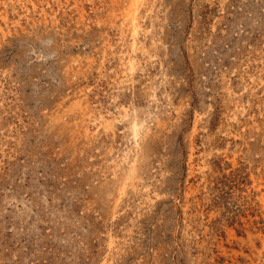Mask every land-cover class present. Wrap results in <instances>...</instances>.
Returning <instances> with one entry per match:
<instances>
[{
    "label": "rangeland",
    "instance_id": "1",
    "mask_svg": "<svg viewBox=\"0 0 264 264\" xmlns=\"http://www.w3.org/2000/svg\"><path fill=\"white\" fill-rule=\"evenodd\" d=\"M136 6L0 0V264H264V0Z\"/></svg>",
    "mask_w": 264,
    "mask_h": 264
},
{
    "label": "bare ground",
    "instance_id": "2",
    "mask_svg": "<svg viewBox=\"0 0 264 264\" xmlns=\"http://www.w3.org/2000/svg\"><path fill=\"white\" fill-rule=\"evenodd\" d=\"M136 1H137V0H133V6H134V9L131 8V9H133L132 12H134V13H136V11H137Z\"/></svg>",
    "mask_w": 264,
    "mask_h": 264
}]
</instances>
